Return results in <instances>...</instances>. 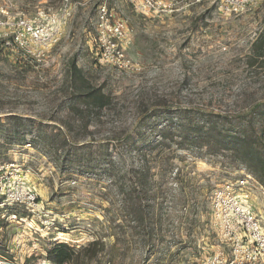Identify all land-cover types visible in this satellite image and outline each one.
Wrapping results in <instances>:
<instances>
[{"label":"rangeland","instance_id":"374dc122","mask_svg":"<svg viewBox=\"0 0 264 264\" xmlns=\"http://www.w3.org/2000/svg\"><path fill=\"white\" fill-rule=\"evenodd\" d=\"M165 1V11L142 12L130 0H108L129 24L123 46L138 63L136 69L100 61L96 25L101 0H73L65 36L40 64L33 60L36 48L30 38L18 42L11 28H0V165L14 162L29 170L25 185L40 200L35 216L24 205L5 201L0 189V264H50L45 256L54 243L65 241L79 249L97 238L106 250L115 242L114 256L99 254L93 264H213L216 257L220 264L230 261L233 245L214 225L211 194L248 173L240 162L176 144L164 147L172 167L165 172L151 161L153 171L159 172L156 193L150 190L144 203L154 216L140 225L124 222L122 193L117 185L110 187L109 176L63 168L62 153L51 145L62 131L68 144L93 143L96 153L100 145L109 146L112 153L125 149L127 136L150 111L160 115L152 122L156 134L162 129L158 123L167 117L164 110L173 114L192 107L239 115L264 104V62L251 66L248 59L264 28V0L237 14L222 12L213 0ZM63 2L0 0V6L8 7L11 15L32 16L39 8L57 11ZM73 62L80 74H73ZM85 81L103 87L108 95L103 109L78 96ZM75 83L79 91L73 89ZM13 114L25 119L18 126L19 132L26 131L24 138L8 120ZM39 128L47 139L37 137ZM136 155L133 159L128 153L127 163L138 167ZM8 188L15 195L20 191L16 185ZM248 189L264 227V186L256 179ZM111 217L114 222L109 223ZM151 227L152 238H144Z\"/></svg>","mask_w":264,"mask_h":264},{"label":"trees","instance_id":"16d2710c","mask_svg":"<svg viewBox=\"0 0 264 264\" xmlns=\"http://www.w3.org/2000/svg\"><path fill=\"white\" fill-rule=\"evenodd\" d=\"M248 59L251 66L257 62H264V28L253 42ZM72 64L73 74H80L81 71L78 70L76 63ZM72 86L76 91L80 90L76 83ZM78 96L87 103L96 105L100 103L98 107L101 109L104 108L108 99V95L103 92V87L92 86L88 81H85L84 89H81ZM170 111H163L167 117H163V124L158 123L162 129L156 134L157 124L152 125V122L156 121L160 115L150 111L142 116L136 128L137 131L127 136L125 149L116 152L109 153V146L100 145L96 153L93 150V143L89 142L68 144V137L62 131L51 140V145L57 153H62L63 168H82V171L87 174L95 173L110 177V187L117 185L122 193L121 207L124 212V222L129 219L143 225L148 215L149 218L154 216V211H150L149 205L146 211L144 203V198L150 190L154 195L156 193L153 190L155 178L159 172L153 171L156 166L153 167L151 161H154L162 171L166 172L169 167L171 168L170 158L168 154H164L163 149L172 144H176L180 149L193 150L202 155H223L238 161L245 167L248 174L253 175L264 186V104L239 115L203 111L192 107L179 108L173 111V114H170ZM8 120L15 123L16 134L19 133L24 138L26 131L19 132L18 126L23 124L25 119L13 114L8 116ZM27 121L34 120L27 119ZM41 125L42 123L39 127H42ZM28 133L31 134L32 131ZM37 137L43 140L48 138L40 128L37 131ZM155 149H161V152L153 155L151 152ZM133 152L137 154L138 167H135L134 163L132 165L127 163L128 153L130 158H135L132 156ZM179 178L176 176V179ZM111 222H114L113 217L110 218L109 223ZM154 231L155 228L151 227L144 238H152ZM114 246L115 242L106 250V243L101 238L94 239L79 249L68 242L60 241L47 250L45 258L53 264H93V260L99 254L106 252L113 257ZM2 255L10 258L4 253Z\"/></svg>","mask_w":264,"mask_h":264},{"label":"built area","instance_id":"2783aa9c","mask_svg":"<svg viewBox=\"0 0 264 264\" xmlns=\"http://www.w3.org/2000/svg\"><path fill=\"white\" fill-rule=\"evenodd\" d=\"M138 11L151 12L166 10L165 0H130ZM201 1V0H197ZM224 13H242L256 8L263 0H213ZM76 3V2H75ZM73 0H64L57 10L39 8L32 16L24 12L11 15L8 7L0 6V28L13 30L16 41L23 37L33 42L36 52L34 61L46 60L52 47L65 36L67 25L74 14ZM97 42L99 59L122 69H136L138 63L129 57L124 42L130 34L125 18L119 17L110 7L108 0H101L98 6ZM30 146V143L26 144ZM29 170L14 162L0 165V189L4 200L24 205L35 216L40 214V200L36 192L26 187L25 173ZM256 179L246 173L236 181H228L215 188L211 194L214 225L221 229L225 238L233 245L230 261L225 264H264V227L250 204L251 181ZM16 185L18 195L10 193L8 187ZM5 189V190H4ZM48 261V260H47ZM220 264L216 257L213 264ZM49 262V261H48ZM50 264H53L49 262ZM11 264H19L12 261Z\"/></svg>","mask_w":264,"mask_h":264}]
</instances>
